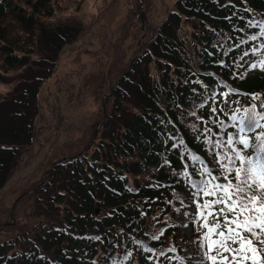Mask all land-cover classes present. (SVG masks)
Here are the masks:
<instances>
[{
	"label": "trees",
	"instance_id": "16d2710c",
	"mask_svg": "<svg viewBox=\"0 0 264 264\" xmlns=\"http://www.w3.org/2000/svg\"><path fill=\"white\" fill-rule=\"evenodd\" d=\"M66 1L53 3L67 9ZM50 4L0 0V77L28 64L34 42L58 51L75 37L68 16L63 22L54 8L48 10ZM163 13L154 24L139 26L143 36L136 50L118 76L110 78L111 96L104 103L111 111L99 125V140L94 141V124L92 137L82 147L61 144L47 157L50 170L44 182L26 191L38 204L36 227L0 242V264H186L188 254L197 249V238L205 243L198 222L191 223L187 234L176 211L182 209L180 197L187 198L191 191L181 173L185 165L190 173L202 171L205 164L214 167L203 136L213 142H223L226 136L215 137L218 129L187 113L207 120L212 104L197 105L210 100L212 92H223L229 103L221 104L224 113L217 115L228 124L225 132L236 131L233 112L264 114V35H258L264 25V0H174ZM20 32L30 36L23 40L28 49L13 43ZM249 47L260 50L242 58ZM219 59L225 60L224 66L215 63ZM50 71L21 91L5 124H0V188L21 147L32 138L38 86ZM116 118L118 123L110 126ZM204 127L212 132L204 133ZM188 154L200 159L192 161ZM51 183L55 191L44 200ZM48 204L52 210L39 209ZM95 207L100 208L98 215ZM11 211L0 215V226ZM191 264H197L195 257Z\"/></svg>",
	"mask_w": 264,
	"mask_h": 264
},
{
	"label": "rangeland",
	"instance_id": "374dc122",
	"mask_svg": "<svg viewBox=\"0 0 264 264\" xmlns=\"http://www.w3.org/2000/svg\"><path fill=\"white\" fill-rule=\"evenodd\" d=\"M53 1L48 10L54 8L53 12L63 22L68 16V22L76 28L75 37L58 51L34 42L33 51L27 54L28 64L3 72L0 77V124L3 126L2 121L13 111L21 91L51 69L38 86L32 138L21 147L0 188V215L9 213L18 199L13 210L16 216L11 215L0 226V242L36 227L34 215L39 214L38 204L26 191L34 186L37 189L44 182L50 170L46 160L50 153L61 144L82 147L92 137L94 124L98 127L94 141L99 140L103 115L111 111L104 103V98L111 96L110 78L118 76L136 50L143 36V33L139 35V26L142 28L143 22H157L174 0H70L63 4L67 3V9ZM25 39L30 36L20 32L13 43L20 42L21 47L28 49ZM115 122L118 123V118L110 126ZM51 184L44 200L55 191ZM48 205L39 209L52 210L53 205Z\"/></svg>",
	"mask_w": 264,
	"mask_h": 264
},
{
	"label": "snow or ice",
	"instance_id": "6c2138e0",
	"mask_svg": "<svg viewBox=\"0 0 264 264\" xmlns=\"http://www.w3.org/2000/svg\"><path fill=\"white\" fill-rule=\"evenodd\" d=\"M258 35H264V25ZM249 39L255 41L256 36ZM233 47L239 50L238 44ZM260 48H264V44H261ZM259 50L256 47H249L247 52L241 54L242 58ZM215 63L224 66L225 60L219 59ZM260 65L264 67V60ZM255 66L250 64L248 67ZM240 67L244 65L241 64ZM202 86L207 90V85ZM192 91L196 92L197 89L194 88ZM210 95V100L197 105L203 108L209 103L212 104L207 108L209 113L207 120L194 112L187 114L194 116L197 121L211 123L213 128L218 129L214 136H226V140L213 142L208 135H204L203 139L210 145L208 152L213 157L214 167L205 164L202 171L190 173L185 165V170L181 173L188 177L191 189L187 198L180 197L181 208L184 209L181 214L189 223L198 222L197 227L202 235L208 238L206 244L197 238V249L188 254L186 264H191L194 257L197 264H249V262L264 264V131L258 130L264 128V124L261 123L264 114L249 112L247 109L241 115L233 112L230 119L236 121L233 125L236 131L225 132L228 124L217 114L224 113L220 105L228 104V98L223 92H212ZM203 132L210 133L212 128L204 127ZM253 133L255 143L252 142ZM172 147L175 148L176 145L173 144ZM248 151H252V155H248ZM187 158L192 161L200 159L192 154H188ZM165 163L169 164L170 161ZM192 205H195V210L187 211ZM163 231L160 230L161 235ZM212 236L215 238H211ZM152 239H158V236L152 235ZM160 255L163 256L164 253L161 252ZM147 259L151 261L153 257L148 256Z\"/></svg>",
	"mask_w": 264,
	"mask_h": 264
},
{
	"label": "water",
	"instance_id": "95a60500",
	"mask_svg": "<svg viewBox=\"0 0 264 264\" xmlns=\"http://www.w3.org/2000/svg\"><path fill=\"white\" fill-rule=\"evenodd\" d=\"M97 211H98V210L96 209V211H95L96 214H97Z\"/></svg>",
	"mask_w": 264,
	"mask_h": 264
}]
</instances>
